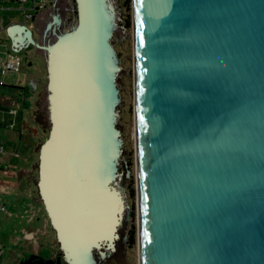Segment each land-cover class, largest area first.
Segmentation results:
<instances>
[{"label": "water", "instance_id": "95a60500", "mask_svg": "<svg viewBox=\"0 0 264 264\" xmlns=\"http://www.w3.org/2000/svg\"><path fill=\"white\" fill-rule=\"evenodd\" d=\"M74 2L79 20L75 34L56 46L36 45L54 57L49 65L57 110L63 106L59 89L66 97L68 88L72 92L65 115L75 137L66 136L68 121L55 122L43 148L45 175L40 177L51 225L63 242L67 219L74 217L80 225L90 214L78 204L72 210L62 180L56 190L54 170L64 173L70 151L83 157L96 200L102 179L109 176V157L103 151L109 154L112 148L109 129L100 126L109 107L104 96L98 116L104 40L100 2ZM133 4L141 264H264V0ZM19 28L21 44L14 52L35 45L26 26ZM60 63L62 70L70 69V86L63 90ZM58 128H64L65 139L57 142L61 152L54 158ZM48 162L52 169L47 179Z\"/></svg>", "mask_w": 264, "mask_h": 264}, {"label": "rangeland", "instance_id": "374dc122", "mask_svg": "<svg viewBox=\"0 0 264 264\" xmlns=\"http://www.w3.org/2000/svg\"><path fill=\"white\" fill-rule=\"evenodd\" d=\"M99 2L105 36L100 47V64L97 75L101 78V91L105 103L107 99L109 106L106 105L103 114L105 118L103 117L100 126L102 129L106 127L109 129L112 145L109 154L103 151V156L109 157V176L101 181L102 190L104 189L103 195L110 205V210L107 209V215L110 214L109 223L105 220L106 230L94 237L84 236L79 228V234L75 236L70 220L67 219L65 242L51 227H49L52 235L50 242L46 241L47 237L41 238L40 236L34 241H25L15 227L17 221L13 226L5 223L0 229V252L2 253L0 264H18L17 260L30 254L41 257L59 255L61 264H139L140 262L137 162L139 147H136L134 136L137 109L134 4L133 0H99ZM0 21L2 28L10 23L24 24L23 10L19 7L0 10ZM78 24L74 0H58L55 7L48 11L46 17H39L35 25L30 22L25 24L31 32L35 45L30 44L27 48L17 52L9 48L11 54L22 60L26 59L28 64H24L22 71L17 75H5L4 77L0 75L3 86H28L29 88L26 89L28 103L20 106L15 130L0 131V144L6 158L9 156L10 159L7 165L8 171L17 172L16 176H24L26 184L29 179L33 180V184H37L39 178L45 175L42 166L43 148L51 140L55 122L67 123L65 113L67 110L70 111L72 105L71 88L67 89L68 97L64 96L59 89L63 106L58 107L57 110L49 65L50 57L53 58V56H50L46 50L38 49L36 45L40 43L41 37L48 35H51V38L48 36L49 40L42 47L65 43L75 34ZM49 25L51 28L47 30L46 27ZM44 31L48 34H43ZM41 40L44 41V39ZM68 74L70 75L69 72ZM35 77L41 81V89H34L33 85L28 82L29 79H35ZM8 88L1 87L0 94L9 97ZM39 113L45 117L42 121L43 125L38 124ZM64 136V128H58L55 133L56 138H53L52 143V148L57 146L54 158H57V152H61V143L59 146L57 142H64ZM98 138L96 136L97 141ZM100 139L102 148L104 145L102 135ZM52 148H47L46 151L49 152ZM50 159L51 153H49ZM49 162L47 167L45 166L47 179L51 176L49 168L52 169L49 167ZM31 184L28 185L30 188ZM25 188L27 190V187ZM22 194L17 200L19 207L28 201L27 197ZM14 198L17 197H11V199Z\"/></svg>", "mask_w": 264, "mask_h": 264}, {"label": "bare ground", "instance_id": "6f19581e", "mask_svg": "<svg viewBox=\"0 0 264 264\" xmlns=\"http://www.w3.org/2000/svg\"><path fill=\"white\" fill-rule=\"evenodd\" d=\"M103 15L101 16V19ZM105 26L101 28L100 31V40L102 41L105 36ZM135 34V33H134ZM136 52V50H135ZM54 58V57H53ZM60 62L63 63V61L66 60L65 56L58 57ZM137 62V57L135 59ZM61 71H60V76H62V83H61V88L67 89L68 85H70V69L69 67L64 68L62 70V64L60 63ZM97 81H100V78H98ZM63 84V86H62ZM97 90H98V84H97ZM97 103H98V116L101 118L102 115V108L104 106V101H103V95L101 94L100 91L97 93ZM137 107V105H136ZM68 116V114H66ZM69 117V116H68ZM138 110L136 109V125H135V140H136V147L138 148L139 142H138ZM68 121V118H67ZM73 129L68 128L67 131V138L68 139H73L75 137V128L74 126L72 127ZM139 152V148H138ZM73 152L70 151L68 153V157H70V162L67 160L66 161V169L63 171H60L59 169L54 170V181L57 183L56 184V190L60 191L61 186V180L65 184V192L67 191V197L68 200L70 201L73 210L75 211V204H78L79 206H83L84 208H89L88 210L84 212H88L90 214V217L88 220H86L83 223H74V219L72 218L70 220V225L72 230H80L81 234H84V236H93L94 235H99L102 233L106 227L104 225L105 220L109 223L110 220V214L107 215V209L110 210V205L108 204V201L104 197L103 190L100 188L98 196L96 195V200H95V193L93 191V187H91V184L86 181V178H88L90 171L88 168L87 163L83 160V157H80V159H77L76 155L74 154V157H72ZM139 153H138V189H139V195H138V220H139V235H138V253H139V264H141V220H140V159H139ZM64 192V193H65ZM93 199V202H91ZM102 211L104 213H102ZM79 228V230H78ZM91 228V230H90ZM104 236V235H103ZM92 237V238H93Z\"/></svg>", "mask_w": 264, "mask_h": 264}, {"label": "crops", "instance_id": "0c3cea01", "mask_svg": "<svg viewBox=\"0 0 264 264\" xmlns=\"http://www.w3.org/2000/svg\"><path fill=\"white\" fill-rule=\"evenodd\" d=\"M20 25V23L7 24L2 31L0 30V37L3 38L0 39L9 41L10 45L13 43V48L19 47L22 37L19 28ZM10 37L13 39L12 42L10 40ZM9 163V156H7L6 158V154L3 153L1 165L2 169L0 171V207L4 206L6 208V212L0 211V229L5 223L13 226V224L17 221V225L15 227L22 235L23 240L29 241L24 238L22 233L23 231H26L28 233H35L37 235L36 237H47L46 241L50 242V238L52 235L50 233L49 227H51L53 230L54 228L51 225V218L49 213L50 210L45 203L46 197L48 195L47 188H44L42 186L40 178L37 184H33V180L31 179H29L28 183L26 184L24 176H16L17 172L13 173L11 171H8L9 168L7 167V165H9ZM1 174L4 175L1 176ZM30 184L31 188L28 186ZM25 187H27V190ZM20 194L26 196L28 201L26 203H23V205L19 207L17 204V200L18 198H20ZM12 196L17 198L11 199ZM30 210L35 212V216L29 220L22 219L21 215H23L25 211L29 212ZM54 232L56 233L55 230ZM19 261L17 260V263H19Z\"/></svg>", "mask_w": 264, "mask_h": 264}, {"label": "built area", "instance_id": "2783aa9c", "mask_svg": "<svg viewBox=\"0 0 264 264\" xmlns=\"http://www.w3.org/2000/svg\"><path fill=\"white\" fill-rule=\"evenodd\" d=\"M57 1L58 0H0V10L19 7L23 10L24 18V24L21 25H25L27 22L32 23L34 20H37L40 15L54 8ZM0 30H3L1 21ZM9 48L13 49L9 41L0 39V75L2 77L5 75L19 74L24 64H28L26 59L22 60L16 55L11 54ZM3 85L4 83L0 81V88L9 87L7 90L10 96L7 97L6 95L0 94V131L5 130L11 132L16 128L20 106L28 103L27 87ZM3 153V147L0 144V171ZM0 211L6 212V208L1 206ZM34 216L35 212L30 210L29 212L25 211L24 214L21 215V218L29 220ZM22 233L27 240L34 241L37 236L35 233H28L26 231ZM0 256H2L1 252Z\"/></svg>", "mask_w": 264, "mask_h": 264}, {"label": "trees", "instance_id": "16d2710c", "mask_svg": "<svg viewBox=\"0 0 264 264\" xmlns=\"http://www.w3.org/2000/svg\"><path fill=\"white\" fill-rule=\"evenodd\" d=\"M45 119L42 113H39L37 121L38 124L43 125L42 121ZM18 264H61L59 255L53 257H41L35 254L25 256Z\"/></svg>", "mask_w": 264, "mask_h": 264}, {"label": "flooded vegetation", "instance_id": "af4514ba", "mask_svg": "<svg viewBox=\"0 0 264 264\" xmlns=\"http://www.w3.org/2000/svg\"><path fill=\"white\" fill-rule=\"evenodd\" d=\"M47 13H48V11L45 12L44 14L40 15L39 17H46V14H47ZM49 16H50V15H49ZM50 17H52V16H50ZM38 19H39V18H38ZM36 22H37V20H34L32 23L35 25ZM50 28H51V25H49V27H46L47 30H48V29L50 30ZM43 34H48V33L44 31ZM48 36H49V35H48ZM48 36H45V37H41V38H40V43L38 44L40 47H42V45H46L45 43H47V41L49 40V38H51V35L49 36V38H48ZM41 39H44V41L42 42ZM11 47H12V46H11ZM40 47H39L38 49H41ZM12 48H13V47H12ZM41 50H42V49H41ZM43 50H44V49H43ZM42 57H43V55H42ZM28 82L30 83V85H31V84L33 85V88H34V89H36V88L41 89V87H42V83H41V81H39L38 78H36V77H35V79H34V78L29 79ZM27 88H28V86H27ZM28 89H29V88H28ZM72 127H73V125H72V123H71V121H70V116H69V117H68V128H69V130H70V129H73ZM72 157L75 158V157H74V153L72 154ZM1 169H2V168H1Z\"/></svg>", "mask_w": 264, "mask_h": 264}]
</instances>
